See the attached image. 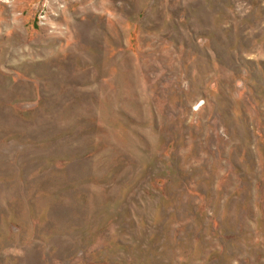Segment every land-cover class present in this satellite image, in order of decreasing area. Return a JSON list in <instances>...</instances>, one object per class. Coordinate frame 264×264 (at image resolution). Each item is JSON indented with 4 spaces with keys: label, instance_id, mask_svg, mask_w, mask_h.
<instances>
[{
    "label": "rangeland",
    "instance_id": "1",
    "mask_svg": "<svg viewBox=\"0 0 264 264\" xmlns=\"http://www.w3.org/2000/svg\"><path fill=\"white\" fill-rule=\"evenodd\" d=\"M0 264H264V0H0Z\"/></svg>",
    "mask_w": 264,
    "mask_h": 264
},
{
    "label": "built area",
    "instance_id": "2",
    "mask_svg": "<svg viewBox=\"0 0 264 264\" xmlns=\"http://www.w3.org/2000/svg\"><path fill=\"white\" fill-rule=\"evenodd\" d=\"M45 11L44 10H41L38 14V18H39V21L40 22H43V18H45Z\"/></svg>",
    "mask_w": 264,
    "mask_h": 264
}]
</instances>
